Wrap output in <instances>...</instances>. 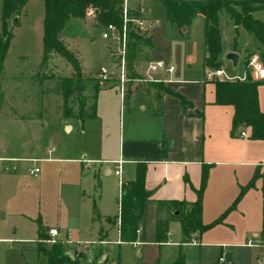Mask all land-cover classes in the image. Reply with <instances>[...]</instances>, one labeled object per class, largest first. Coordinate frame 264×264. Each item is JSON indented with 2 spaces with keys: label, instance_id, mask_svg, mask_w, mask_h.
Wrapping results in <instances>:
<instances>
[{
  "label": "crops",
  "instance_id": "obj_1",
  "mask_svg": "<svg viewBox=\"0 0 264 264\" xmlns=\"http://www.w3.org/2000/svg\"><path fill=\"white\" fill-rule=\"evenodd\" d=\"M127 4L130 9L145 10L144 15L151 23L150 29L146 31L147 36L150 37L151 46L143 45L136 54L125 56L129 80L123 84L119 75L120 64L117 63V57H112L110 68L113 73H116L108 83L101 85V89H106L105 96L98 94L88 82L84 94L88 98L87 109L96 97L95 117L82 119L79 109L75 112L74 108L72 116L65 114V98L60 77L70 76L73 70H70L67 75L51 74L43 79L41 88L35 95L29 91V101L26 103L29 107L28 116L2 113L1 104L6 103L8 94L6 90L4 92L0 90V125L6 121L21 122L28 127L35 125L37 132L32 135L34 139L40 141L36 145V152L30 157H18L5 150L0 151V205L16 202L11 200V196H16L17 181L22 178V175L18 174L19 162H33L34 165L29 168V172L32 168L39 167L40 172L34 176L42 174V168L37 164L39 162L51 164L63 162L67 164L54 165L51 168L61 174L64 183L60 193L57 194L56 201L62 211L66 209L69 213L71 208L75 209L73 212L81 225L83 201L77 198V195L80 193L81 186L85 184L90 169H94L95 175L101 181L100 199H102L104 181L101 175L105 177L115 175L114 163L110 161L119 158L126 160L124 181L134 180L138 163L143 162L147 165L146 185L151 191V198L146 204L145 214L140 223L138 240L121 242L117 218L119 202L117 203L116 197L114 201L118 206V212L114 216L104 213L106 222H101L98 230L105 238L102 243L109 245L107 253L112 256L113 245L119 244L121 260V245L133 244L136 249L140 246L153 248L152 250L149 248L153 253L152 258L144 253L143 248L136 250L139 264H152L151 262L172 264L181 254L185 256V264H203L204 249L218 247L222 249V253L214 264L226 263L228 257H231L229 262L231 264L232 254L229 252L225 254V247L233 245L253 247L247 244V241L251 240L250 236L256 239L259 245L264 246V242L259 238L263 229L264 139H252L250 127L239 128L233 133L232 120L235 107L232 104L216 103V84L212 75L215 69L205 65L207 56L204 43L205 21L201 15L194 19L187 34L182 35L179 28L169 22L166 15L168 24L164 22L165 18L155 21L145 0H127ZM16 17L19 19V15ZM226 17V14L222 15V32L225 29L232 32L234 45L221 53V68L228 75L245 80L244 77L249 75V71L244 63L246 59L244 55L252 46H256L259 50L260 47L251 34L242 28L237 31ZM74 20V23H79V19ZM240 35L244 36L242 46H239L237 42ZM96 40L84 43H95ZM82 45L83 43L80 42L79 46H76V53L84 74L90 77L89 73L98 72L104 65L93 72H88L81 52ZM109 51H111L110 48ZM229 52L239 54L237 66L226 58ZM156 61H164L168 66H174V70L170 72L165 69H150V64ZM61 64L66 66L65 62ZM240 66L241 70L238 72ZM68 67L71 69V65ZM49 80L57 82L61 88L59 95L62 94L64 98L66 117L64 126L71 124L68 128L69 132L79 129L84 134L82 144L75 147L73 155L67 154L70 152L68 148L63 147L58 150L56 146L50 148L43 144L46 138L43 134L45 130L43 99L46 93L45 83ZM259 81H261L258 87L259 104L264 112V80ZM93 91L96 93H92ZM183 99L186 100V104ZM118 111L120 113L118 146L114 154H106L104 152L108 146L102 141L109 140L105 137V135L109 136L108 117L116 116ZM94 121H99L102 125L100 137L94 130ZM241 131H246V136H242ZM0 140H2L1 134ZM84 160H94L93 162L97 165ZM204 166L209 167V177L203 195L202 220L205 224L221 216L234 203L242 187L251 182L256 174L259 175L254 179V185L242 194L236 206L228 212L221 224L205 230L199 234V237L195 233L189 240L176 217L180 210L176 209L171 202L183 201L191 204L197 199ZM72 191L77 192L74 199ZM23 214L24 220L19 224L15 221L4 222V214L0 215V248L3 244L8 245L13 241L29 240L24 235L15 237L17 232L28 231L29 215ZM107 217L112 218V221H108ZM159 219H170L169 239L165 242L156 241V225ZM61 221L63 222L62 218ZM174 226L180 231L176 239H173L176 236L175 231L172 230ZM9 227L10 230H8ZM114 227L118 231L116 240L111 239L109 235L111 228ZM51 228H57L59 232H62L58 225L49 226L46 232H49ZM238 232H244L241 237L243 241L235 243L236 237L233 233ZM100 239L101 236L98 242ZM221 257H224L223 261L220 260ZM105 258L106 254L103 255L102 260ZM124 264L131 263L126 261Z\"/></svg>",
  "mask_w": 264,
  "mask_h": 264
},
{
  "label": "rangeland",
  "instance_id": "obj_2",
  "mask_svg": "<svg viewBox=\"0 0 264 264\" xmlns=\"http://www.w3.org/2000/svg\"><path fill=\"white\" fill-rule=\"evenodd\" d=\"M145 4L149 8L152 18L155 21L165 18L166 9L160 0H145ZM90 9L92 8L88 10ZM3 11L4 3L3 0H0V37H4L2 33L5 29L12 30L14 37L9 51L2 62L0 73V90H2L1 92L6 90L8 94L6 103L1 104L3 108L1 111L2 113H12L17 116H28L29 107L26 103L29 101V91H32L33 95H35L41 88L40 85L43 79L51 76V74L54 76H56V74L58 76L67 75L70 73V70H72V67L70 69L68 67L70 64L65 58L58 54H53V59H50L47 64L42 62L44 37L43 19L45 11L44 0H30L26 8L19 15L17 23L14 22L16 16L7 18V20L4 21ZM253 15L254 17L264 19V8L255 11ZM226 18L229 20L228 16ZM164 20V22L168 24L166 18ZM74 21L75 20L71 21L70 26L61 36L68 48L76 53V46H79L80 42L83 43L81 52L84 57L87 71L93 72L101 65H104L102 67L108 68L112 76L115 75L116 72L113 73L111 71L110 60L112 57H117L120 54V41L118 39L103 38L102 33L105 30V26L97 22L95 15L89 16L87 14L84 19H79V23H74ZM140 33L147 36L146 32L140 31ZM222 37V53H224L225 49L234 45V38L232 37V32L228 29L222 32ZM94 40H96L95 43H84ZM237 42L239 46H242L244 43V36L240 35ZM109 48L111 51H109ZM127 53L128 51H126V57L128 56ZM254 54H259L264 63V49L262 48L259 50L256 46H252L244 55L246 58L244 63L249 71L248 76L251 74L250 58ZM116 60L117 63H121L120 58L117 57ZM61 62H65L66 66L64 67ZM102 67H100V69ZM118 68L120 70V67ZM240 70L241 66L237 71L239 72ZM97 74L98 72L89 73V78L91 80L90 87L92 89H94L96 84L94 76L96 77ZM30 85H32V87H30ZM45 89L46 93L43 99V122L45 130L43 134H45L46 138L43 144L50 148L56 146L58 150H61L63 147L68 148L70 152L67 154L73 155L75 147H79L80 144H82L84 134L81 133L79 129L69 132L68 126L71 124L64 126L66 117L64 115V98L62 94L59 95L61 91L60 85L55 81L49 80L45 83ZM104 90L106 89L99 90L98 94H104L103 96H105L106 93H104ZM92 93L96 92L93 91ZM70 106H73L72 108H74L75 112H78L75 96L71 97ZM104 118L106 119L105 115ZM94 122V130L97 131L100 137L102 125L99 121ZM119 122V111L116 116L111 115L108 117L109 136L105 135V137L109 138V140L102 141L108 146L104 152L106 154L112 155L116 152V146H118L119 142ZM36 132L37 129L35 125L28 127L21 122L6 121L0 125V134L2 137V140H0V151L5 150L7 153H11L18 157H30L36 152V145L40 142L34 139L32 135V133L34 134ZM37 164L42 168V174L40 173L38 176H34L29 172V168L34 165L33 162H19L21 172L18 170V174L22 175V178L17 181L18 190L16 196H11V200H15L16 202L0 205V215L4 214V222L15 221V223L19 224L20 221L24 220L23 213L29 215L28 231L17 232V234H15V237L21 235L27 236L29 240L13 241L12 243H8L9 247L7 244H3V247L0 248V264H49L47 256L42 251L38 250V245L40 241L47 245L52 243L50 240L54 237H52L49 232H46L51 225H58L61 228V235H59L56 240H62L69 251L82 249L91 244L95 245L98 243L99 237L101 236V233L98 232L101 222H106L104 213L114 216V214L118 212V206L115 205L114 201L117 197V203L119 202L120 182L118 177L115 175L110 177L101 175L104 181L102 184L104 193L102 199H100L101 181L99 177L95 175V171L92 168L90 169V174L86 177L85 184L81 186L79 190V195H77V198L83 201V219L81 225H79V219L75 217V213L73 212L75 209L72 210L71 208L69 213L66 209L62 211L58 207L56 201L58 198L57 194L60 193V189L64 186V183L61 174L55 172L54 169L51 168L54 165L67 163L51 164L39 162ZM94 164L97 165V163ZM76 194L77 192L72 191L73 199L76 198ZM70 213L71 215H69ZM109 219L110 218L107 217L108 221ZM41 227L48 234V239L42 238ZM237 227L238 226H236V228ZM8 230H10V227ZM172 230L175 231L174 233L176 234L173 239H176L177 235L180 234L179 228L177 229L174 226ZM8 233L10 234L11 232ZM243 233L244 232L233 233L236 237L234 240L235 243L243 241L241 238ZM109 235L113 240L118 238L116 227L111 228ZM249 239L253 241V247L233 245L224 248L225 254L228 252L232 254L231 264H264V246L259 245L257 240L252 236H250ZM140 247L144 249V253L152 258L153 253L149 249L151 248L152 250V247ZM139 249H136L133 244L121 245V264L126 263V261L131 264H139V256L136 251ZM221 253V248L206 247L204 249L203 264H214ZM151 263L156 264L153 262ZM83 264L86 263L84 262ZM106 264L118 263L114 255H112Z\"/></svg>",
  "mask_w": 264,
  "mask_h": 264
},
{
  "label": "trees",
  "instance_id": "obj_3",
  "mask_svg": "<svg viewBox=\"0 0 264 264\" xmlns=\"http://www.w3.org/2000/svg\"><path fill=\"white\" fill-rule=\"evenodd\" d=\"M29 0H3V19L15 17L21 14ZM166 9V16L169 22L177 26L182 35H186L194 19L201 15L205 21L204 43L207 56L205 65L212 69L222 67L220 60L223 51L222 46V15L229 17V23L251 34L259 44L260 49H264V20L254 17V11L264 8V0H160ZM44 37L42 62L47 64L53 54H58L65 58L72 67V74L60 77L62 93L65 98V114L72 116L73 108L70 106L71 97L75 96L79 113L82 119L96 116V97L87 109L88 98L84 94L90 78L82 69L81 61L77 54L73 52L62 39V33L70 26L74 19H84L88 9L92 8L97 22L102 26L110 23L116 24L120 29L123 26V10L125 0H44ZM141 8L130 9L131 18L141 16ZM130 31L127 43L128 55H134L142 49L143 45H150V37L140 33L134 23H129ZM0 37V73L2 62L9 51L14 33L7 30ZM95 79V91L101 89V85ZM216 84V103L232 104L235 112L232 120V132L239 128L250 127L252 139H264V112L260 108L258 87L261 81L250 76L245 80H229L213 77ZM186 104V100L183 99ZM74 103V102H73ZM147 165L138 163L136 178L125 181L122 186V196L119 200V228L121 242H135L139 237L141 220L144 217L146 204L151 198V191L146 185ZM255 177L246 186H243L239 196L234 203L217 219L209 224L203 223V195L209 177V167L204 166L202 171L201 185L197 190V199L187 204L183 201H172L176 209L180 212L176 216L181 224V229L187 239H192L193 234L203 233L205 230L222 223L228 212L233 209L241 198L242 194L254 185ZM112 221V218L109 219ZM41 236L48 239L49 236L41 227ZM170 219H159L156 225V241L165 242L169 239ZM264 242V202H263V229L259 236ZM105 238L101 234L100 242L91 244L82 249L69 251L62 240L57 239L50 244H43L41 241L38 250L42 251L48 259L49 264H106L110 258L109 245L102 243ZM114 258L118 264L120 262L119 244L113 245ZM73 253V254H72ZM106 258L102 260L103 255ZM226 263L229 264L231 257ZM172 264H185L183 254Z\"/></svg>",
  "mask_w": 264,
  "mask_h": 264
},
{
  "label": "built area",
  "instance_id": "obj_4",
  "mask_svg": "<svg viewBox=\"0 0 264 264\" xmlns=\"http://www.w3.org/2000/svg\"><path fill=\"white\" fill-rule=\"evenodd\" d=\"M129 10L130 9L128 7L127 0H126V3L124 5V10H123L124 21H123L122 29H120L116 24L110 23L105 27V30L102 33V36L105 39H118L120 41V49H119L120 54L117 57L121 59L119 75H120V80L122 84L126 82L127 80H129L128 73H127V67H126V60H125L126 51H127V43H128V38H129V31H130L129 23L130 22L134 23L136 27L138 28V30L143 31V32L148 31L151 27L150 21L144 15L145 14L144 9H140V12L142 14L141 16L134 17V18L130 17ZM87 14L89 16L94 15L93 9L88 10ZM150 69L152 70L165 69L167 71L172 72L174 70V66H168L164 61H156L150 64ZM250 73H251L250 74L251 78L255 80H264V63L259 54H254L250 58ZM212 75L222 80L223 79L225 80L226 79H229V80L241 79L237 76L228 75L225 72V70L222 68L214 70ZM246 78L247 77H244V79ZM111 79H112V73L110 72L108 68L102 67L101 69H99L98 74L96 76V80L99 82L100 85H105ZM241 135L246 136V131H241ZM33 160L37 161L38 159H33ZM84 161L88 163L92 162V160H84ZM102 162H108V161H102ZM110 162L114 163L113 172L119 178V182H120L119 200H120L122 196V186H123V183L125 182L123 180V173H124V164L126 160L124 158H119L117 160H112ZM13 168L15 169V166ZM39 172H40V168L37 166L30 170V173L33 175H37ZM49 233L52 237H54L53 239L50 240V242H54L56 238L60 235V232L57 228H51L49 230ZM247 244L253 245L254 243L252 240H248ZM220 260L223 261L224 257H221Z\"/></svg>",
  "mask_w": 264,
  "mask_h": 264
},
{
  "label": "water",
  "instance_id": "obj_5",
  "mask_svg": "<svg viewBox=\"0 0 264 264\" xmlns=\"http://www.w3.org/2000/svg\"><path fill=\"white\" fill-rule=\"evenodd\" d=\"M18 21V18L15 17L14 18V22L17 23ZM226 58L231 60L234 64V66H237L238 64V61H239V54L237 52H229L227 55H226ZM70 126H68L69 128ZM73 254V253H72Z\"/></svg>",
  "mask_w": 264,
  "mask_h": 264
}]
</instances>
